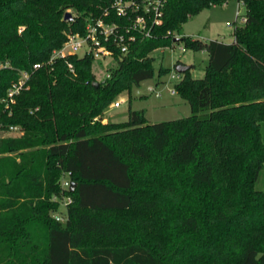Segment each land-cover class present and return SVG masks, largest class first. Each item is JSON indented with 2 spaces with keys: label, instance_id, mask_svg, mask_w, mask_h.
<instances>
[{
  "label": "trees",
  "instance_id": "obj_1",
  "mask_svg": "<svg viewBox=\"0 0 264 264\" xmlns=\"http://www.w3.org/2000/svg\"><path fill=\"white\" fill-rule=\"evenodd\" d=\"M111 1L0 0V98L29 72L11 112L0 106V123L22 129L0 138V264H264V193L254 187L264 167V0H241L245 21L232 22L229 43L180 33L225 0H166L154 36L131 44L98 86L90 55L48 62L65 32L84 33ZM174 37L208 55L202 78L190 67L174 84L191 114L94 120L119 92L169 71L156 72L151 53ZM66 172L72 190L60 187Z\"/></svg>",
  "mask_w": 264,
  "mask_h": 264
},
{
  "label": "rangeland",
  "instance_id": "obj_2",
  "mask_svg": "<svg viewBox=\"0 0 264 264\" xmlns=\"http://www.w3.org/2000/svg\"><path fill=\"white\" fill-rule=\"evenodd\" d=\"M225 3L211 5L202 9L198 14L189 18L180 31L181 34L197 38L202 41L222 40L224 42L233 39V25H242L240 17H236V11L240 10V15L245 13V7L240 5L239 0H225ZM155 57L154 67L157 72L160 66L166 67L169 71L162 75L156 83L157 75L154 78L142 81L139 86H133L130 92H119L110 105L104 110L101 116L94 118L101 124L121 123L127 120L129 110H145V117L149 123L185 117L191 114L189 104L177 93L171 95L168 87L173 86L170 82V74L175 63L190 65L191 75L194 78H202L204 68L207 64V54L202 51L185 49L181 42H175L170 47L159 48L151 53ZM117 67V62L110 57L94 60L92 70L96 81H102L111 70ZM162 80V81H161ZM156 85L161 91V96L156 97L153 92H148L149 85ZM119 102L115 107L114 103ZM261 135L264 141V123L261 124ZM255 190L264 193V167L261 169ZM63 201V198L59 199ZM60 206L63 205L60 202ZM52 214V213H51ZM52 215L63 214L53 212Z\"/></svg>",
  "mask_w": 264,
  "mask_h": 264
},
{
  "label": "built area",
  "instance_id": "obj_3",
  "mask_svg": "<svg viewBox=\"0 0 264 264\" xmlns=\"http://www.w3.org/2000/svg\"><path fill=\"white\" fill-rule=\"evenodd\" d=\"M166 0H112L109 7H104L101 14L96 17L87 19L84 27V33L65 32V39L59 48L51 51L48 62L55 59H64L68 55H90L93 60L112 58L117 62L129 50V46L137 41L154 36V29L163 22V8ZM240 5L243 2L239 0ZM240 17L242 22L245 21L240 10L236 11V17ZM0 65V67H5ZM41 65L34 63L31 70L38 69ZM69 72H73L70 63H67ZM109 76V73L106 77ZM181 78L180 73L173 69L170 74V82L174 84ZM29 72L20 70L18 75L5 90L4 95L0 98L1 111L11 112V106L15 102V97L22 90L27 88ZM148 92H153L156 97L161 96V91L156 85H149ZM169 94L176 93L173 86L168 87ZM114 106H119L115 102ZM22 129L17 125L3 126L0 123V138L7 136H19ZM69 173H64L60 178V187L67 188L70 184L68 179ZM60 201L64 206L69 202L68 197H62ZM55 199V197H53ZM56 220H63L59 215H55Z\"/></svg>",
  "mask_w": 264,
  "mask_h": 264
},
{
  "label": "water",
  "instance_id": "obj_4",
  "mask_svg": "<svg viewBox=\"0 0 264 264\" xmlns=\"http://www.w3.org/2000/svg\"><path fill=\"white\" fill-rule=\"evenodd\" d=\"M70 19H71V14L69 12H65L63 14V20H70ZM173 41L174 42H178L179 41V37H174ZM173 68L178 73H183L184 71H186V70H188L190 68V65L183 64V63H175ZM93 84H94V86H98L99 82L95 81ZM73 186H74V183L71 182L69 184V190H72Z\"/></svg>",
  "mask_w": 264,
  "mask_h": 264
},
{
  "label": "crops",
  "instance_id": "obj_5",
  "mask_svg": "<svg viewBox=\"0 0 264 264\" xmlns=\"http://www.w3.org/2000/svg\"><path fill=\"white\" fill-rule=\"evenodd\" d=\"M183 27V26H182ZM233 40V39H232ZM231 40V41H232ZM219 41H222V40H219ZM231 41H228V42H225V43H229V42H231ZM222 42H224V41H222ZM202 52H204V53H206V51H202ZM207 54V53H206ZM207 58H208V55H207ZM162 81V80H161Z\"/></svg>",
  "mask_w": 264,
  "mask_h": 264
}]
</instances>
